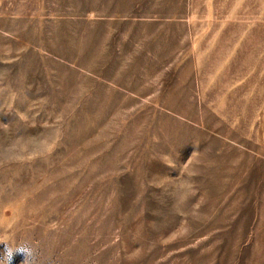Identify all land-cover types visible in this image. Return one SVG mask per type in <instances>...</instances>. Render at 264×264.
Wrapping results in <instances>:
<instances>
[{
    "label": "rangeland",
    "instance_id": "374dc122",
    "mask_svg": "<svg viewBox=\"0 0 264 264\" xmlns=\"http://www.w3.org/2000/svg\"><path fill=\"white\" fill-rule=\"evenodd\" d=\"M0 264H264V0H0Z\"/></svg>",
    "mask_w": 264,
    "mask_h": 264
}]
</instances>
